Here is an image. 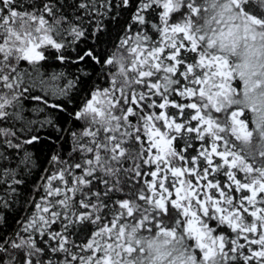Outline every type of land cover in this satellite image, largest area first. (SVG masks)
<instances>
[{"label": "snow or ice", "instance_id": "1", "mask_svg": "<svg viewBox=\"0 0 264 264\" xmlns=\"http://www.w3.org/2000/svg\"><path fill=\"white\" fill-rule=\"evenodd\" d=\"M113 6L0 0V177L23 183L3 162L40 140L37 125L72 141L0 237V264H264V0H118L131 16L116 50L80 49ZM53 57L99 65L104 85L70 110L82 81L45 78ZM25 101L42 105L33 118Z\"/></svg>", "mask_w": 264, "mask_h": 264}, {"label": "trees", "instance_id": "2", "mask_svg": "<svg viewBox=\"0 0 264 264\" xmlns=\"http://www.w3.org/2000/svg\"><path fill=\"white\" fill-rule=\"evenodd\" d=\"M69 3H71V0H69ZM112 3L114 6L110 13H104L102 18L99 16L96 18L101 24L102 30L94 36L91 33L95 32V28L89 29V38L78 42L80 49L87 50L88 48H93L98 55L101 53L111 54L116 50L115 45L118 43L120 37L124 35V29L130 23L131 10L118 7V0H112ZM66 10L69 13L72 11L71 9ZM101 11L103 12V9ZM56 39L60 40L61 38L56 37ZM62 39L70 41L71 37L64 36ZM72 54L74 56L75 52ZM41 65L40 72L45 74V78L53 73H63V79L59 81L62 86L68 80L79 78L82 81V83L77 84L72 90L71 94L74 100L68 104L70 110H74L80 104L89 88L97 83L100 85H104L105 83L102 78L98 79L99 65H95L90 61L79 64H61L53 57L46 62H41ZM22 67H28L26 62L22 64ZM55 100V97H50L51 102H55ZM37 107H42V105H38L32 101H25L24 115L28 118H33L35 113L32 109ZM43 115H51L53 120L66 130L70 128L77 130L74 128L73 121L69 118L67 112L52 113L51 110H46ZM7 126H9L8 123L0 124V127ZM15 126L16 128H20L21 123L17 121L15 122ZM36 129L40 140L31 145H24L20 152H13L10 159L3 162L4 167L15 169L16 178L23 181L22 184L13 185L10 178L0 177V179H8L7 184L0 183V202H7L9 205L5 209L6 222L5 215L0 214V237L4 239L12 238L20 228L21 222L32 214L34 206L30 201L32 199L39 201L40 196L43 195L42 190H40V185L43 183L41 177L45 175V169L51 171V165L49 164L51 156L59 152L66 157L71 151L72 141L70 133L67 131L59 133L48 125H45L43 128L37 125ZM21 135L24 136L26 133H21ZM56 136H60L61 139H55ZM25 153L31 158V163L26 166L19 164V160ZM9 185L14 186L16 191L12 192Z\"/></svg>", "mask_w": 264, "mask_h": 264}, {"label": "rangeland", "instance_id": "3", "mask_svg": "<svg viewBox=\"0 0 264 264\" xmlns=\"http://www.w3.org/2000/svg\"><path fill=\"white\" fill-rule=\"evenodd\" d=\"M234 83V85H236L237 83H239V86H240V88H242V81H238V78H237V81H234L233 82Z\"/></svg>", "mask_w": 264, "mask_h": 264}]
</instances>
